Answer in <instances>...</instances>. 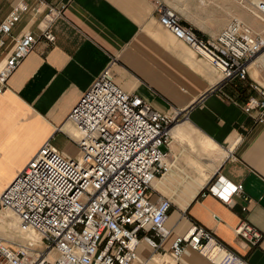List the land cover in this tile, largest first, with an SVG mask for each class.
Listing matches in <instances>:
<instances>
[{
	"label": "built area",
	"instance_id": "built-area-1",
	"mask_svg": "<svg viewBox=\"0 0 264 264\" xmlns=\"http://www.w3.org/2000/svg\"><path fill=\"white\" fill-rule=\"evenodd\" d=\"M0 0V92L37 36L26 26L37 21L38 37L53 43V20L62 14L61 0ZM163 28L182 41L197 58L220 76L219 83L248 81L254 92L243 109L264 124V86L250 77L254 58H264V29H254L231 16L212 38H204L160 0H153ZM264 26V0H238ZM26 23L14 33L16 26ZM179 111L166 114L153 109L135 93L122 89L104 69L67 114L77 134L69 139L77 147L67 155L47 139L25 166L0 191V264H153L169 234L165 226L171 200L150 199L152 184L169 173L174 160L165 149L171 127L181 120ZM207 193L231 206L242 183L216 175ZM9 212L16 224L1 220ZM9 219L10 217H5ZM235 233L250 245L262 232L247 221ZM144 243L151 250L140 255ZM189 249L217 264H249L204 226L191 223L177 234L169 256L179 261Z\"/></svg>",
	"mask_w": 264,
	"mask_h": 264
},
{
	"label": "crops",
	"instance_id": "crops-1",
	"mask_svg": "<svg viewBox=\"0 0 264 264\" xmlns=\"http://www.w3.org/2000/svg\"><path fill=\"white\" fill-rule=\"evenodd\" d=\"M61 1L62 14L51 23L54 42L38 37L36 20L27 23L37 41L0 92V191L47 139L71 154L69 147L75 144L69 136L77 132L67 114L109 68L125 91L137 94L157 111H179L182 116L171 127V141L165 147L174 160V179L163 186L154 185L161 178L155 180L150 192L151 200L161 195L172 203L165 222L169 234L153 264H217L192 249L179 261L170 258L173 238L191 223L210 230L249 264H264V124L243 109L246 97L254 93L249 80L219 83L213 68L163 28L153 0ZM174 10L184 25L204 38H212L224 27L223 17L215 27H196ZM242 17L256 24L251 16ZM216 175L243 185L231 206L207 193L206 186ZM194 182L202 185L189 192ZM2 216L8 226L16 224L10 213ZM243 220L262 232L257 244L236 235L235 227ZM0 230L4 231L2 224ZM139 251L143 259L151 254L142 242Z\"/></svg>",
	"mask_w": 264,
	"mask_h": 264
},
{
	"label": "rangeland",
	"instance_id": "rangeland-1",
	"mask_svg": "<svg viewBox=\"0 0 264 264\" xmlns=\"http://www.w3.org/2000/svg\"><path fill=\"white\" fill-rule=\"evenodd\" d=\"M164 2V4H168V6L170 5V8H175L182 12L187 20H189V22L196 27H199L200 25L215 27L217 19H222L223 17V23L221 24L222 28L231 16H237L247 23L250 22H248L242 16L248 15L252 17V14L244 9L241 4H239L238 0H164ZM237 10L242 11L244 15H240ZM252 18L257 21V25L252 24L253 22H251V26L256 30L262 31L264 29L262 23L254 16ZM249 72L255 80L264 86V66L256 67L255 65H250ZM69 152H71L69 155L75 156L77 153V147L75 145L70 146ZM210 155H207V157ZM203 161H206V159ZM174 171L176 170L174 169ZM182 171L183 174L186 175L184 170ZM174 174L175 173L171 172L170 176L173 177ZM198 185L202 184L197 182H194V185L191 184L189 192H193L192 188L198 189Z\"/></svg>",
	"mask_w": 264,
	"mask_h": 264
},
{
	"label": "bare ground",
	"instance_id": "bare-ground-1",
	"mask_svg": "<svg viewBox=\"0 0 264 264\" xmlns=\"http://www.w3.org/2000/svg\"><path fill=\"white\" fill-rule=\"evenodd\" d=\"M252 17H253V15H252ZM255 22H256V25H257V21L256 20H255ZM248 24L251 25V23H248ZM250 65H255L256 67H259V66L262 67V66H264V58L262 56H258L250 63ZM171 172H172V170L169 173H167V175H165L160 180L155 181L154 185L157 186V184H160L161 186H163V185H166L167 183L171 182V180L174 179L173 177L170 176Z\"/></svg>",
	"mask_w": 264,
	"mask_h": 264
}]
</instances>
